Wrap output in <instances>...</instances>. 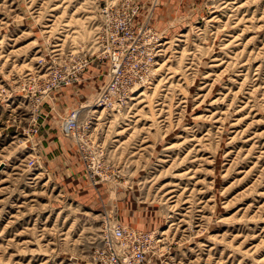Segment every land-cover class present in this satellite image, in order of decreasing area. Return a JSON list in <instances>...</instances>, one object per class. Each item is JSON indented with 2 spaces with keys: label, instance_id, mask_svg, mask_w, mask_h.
I'll use <instances>...</instances> for the list:
<instances>
[{
  "label": "rangeland",
  "instance_id": "rangeland-1",
  "mask_svg": "<svg viewBox=\"0 0 264 264\" xmlns=\"http://www.w3.org/2000/svg\"><path fill=\"white\" fill-rule=\"evenodd\" d=\"M109 223L264 264V0H0V264H93Z\"/></svg>",
  "mask_w": 264,
  "mask_h": 264
},
{
  "label": "built area",
  "instance_id": "built-area-1",
  "mask_svg": "<svg viewBox=\"0 0 264 264\" xmlns=\"http://www.w3.org/2000/svg\"><path fill=\"white\" fill-rule=\"evenodd\" d=\"M116 9L119 8H113V5L103 7L101 21H104V31L109 33L114 40H125L126 42L131 36L129 29H127L131 19L126 17L113 19L112 16L117 13ZM112 21H121L119 24L123 25L121 29L125 32L113 29L111 27ZM118 33H121L122 36ZM105 49V51H108L109 47H105ZM73 117L74 114L65 123V128L68 130L73 126ZM101 232L103 234L101 244L93 253V264H140L142 262L144 250L141 242L148 238L149 234L147 232L117 223H109Z\"/></svg>",
  "mask_w": 264,
  "mask_h": 264
},
{
  "label": "bare ground",
  "instance_id": "bare-ground-1",
  "mask_svg": "<svg viewBox=\"0 0 264 264\" xmlns=\"http://www.w3.org/2000/svg\"><path fill=\"white\" fill-rule=\"evenodd\" d=\"M118 67V66H117Z\"/></svg>",
  "mask_w": 264,
  "mask_h": 264
}]
</instances>
